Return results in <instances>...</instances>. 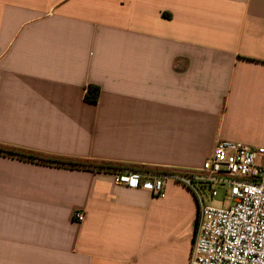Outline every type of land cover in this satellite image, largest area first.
Wrapping results in <instances>:
<instances>
[{
	"label": "crops",
	"instance_id": "1",
	"mask_svg": "<svg viewBox=\"0 0 264 264\" xmlns=\"http://www.w3.org/2000/svg\"><path fill=\"white\" fill-rule=\"evenodd\" d=\"M220 140L264 146V0H0V149L84 165L0 152V264H189L194 194L114 173Z\"/></svg>",
	"mask_w": 264,
	"mask_h": 264
},
{
	"label": "built area",
	"instance_id": "2",
	"mask_svg": "<svg viewBox=\"0 0 264 264\" xmlns=\"http://www.w3.org/2000/svg\"><path fill=\"white\" fill-rule=\"evenodd\" d=\"M114 184L164 198L170 181L196 197L199 215L189 264H264V146L220 140L194 171H116ZM223 190L230 203L213 205ZM78 221L85 214H75Z\"/></svg>",
	"mask_w": 264,
	"mask_h": 264
},
{
	"label": "trees",
	"instance_id": "3",
	"mask_svg": "<svg viewBox=\"0 0 264 264\" xmlns=\"http://www.w3.org/2000/svg\"><path fill=\"white\" fill-rule=\"evenodd\" d=\"M99 94H100V88L98 86L89 85L87 88L86 99L88 101L97 102ZM0 152L6 153V154L12 155V156H17L19 158L26 159V160L33 161V162H42V163L55 164V165H72V166H77V167H83L84 166L80 163H67L66 161H62V160H50V159H47L44 157H39V156L32 154V153L3 150V149H0ZM85 167H86V165H85ZM129 168L133 169V170H137V171H150L148 169L142 170L140 167H129ZM129 168H127V169H129ZM153 172H155V171H153Z\"/></svg>",
	"mask_w": 264,
	"mask_h": 264
},
{
	"label": "rangeland",
	"instance_id": "4",
	"mask_svg": "<svg viewBox=\"0 0 264 264\" xmlns=\"http://www.w3.org/2000/svg\"><path fill=\"white\" fill-rule=\"evenodd\" d=\"M211 200L213 205L222 204L223 202H227L228 204L230 203L228 197L225 196L223 190H219V195L217 197L212 198Z\"/></svg>",
	"mask_w": 264,
	"mask_h": 264
}]
</instances>
